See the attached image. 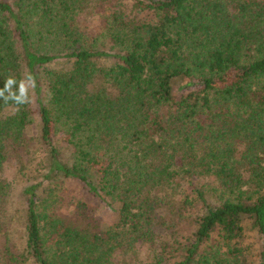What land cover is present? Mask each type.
<instances>
[{
    "label": "trees",
    "instance_id": "16d2710c",
    "mask_svg": "<svg viewBox=\"0 0 264 264\" xmlns=\"http://www.w3.org/2000/svg\"><path fill=\"white\" fill-rule=\"evenodd\" d=\"M9 79L37 110L0 97V264H264V0H0Z\"/></svg>",
    "mask_w": 264,
    "mask_h": 264
},
{
    "label": "rangeland",
    "instance_id": "374dc122",
    "mask_svg": "<svg viewBox=\"0 0 264 264\" xmlns=\"http://www.w3.org/2000/svg\"><path fill=\"white\" fill-rule=\"evenodd\" d=\"M115 1L120 2L121 0H115ZM125 6L126 5H124V7ZM77 21H78V26L80 28L83 26L87 28L88 37L99 36L98 38L100 39L103 38L104 22L98 14H89V12L86 10L85 12H81L79 14ZM28 88L29 90H31L30 87ZM29 92H30L29 96L31 100V107L33 110L36 111L37 104L35 101L34 93L33 91H29ZM32 160L36 161L37 159L34 156L32 157ZM30 170L31 168L27 169V172H26V175H28V177L29 175L34 173L33 171H30ZM4 176L10 185V188H9L10 191L8 192L9 195L7 196L6 202H5L6 211L7 213H9L8 215H10L9 218L11 220V222L9 221L10 225H9L8 230L12 238H14V242L16 244H20L23 239V235L25 233V221L23 219L24 205H23V199L21 196V192H22V188L24 187V181L27 178L23 176L21 173H19V171H17L15 167H12V166H8L5 169ZM61 195L64 196L65 200H71L75 198H79V199L81 198V200H85V199H82V192L78 191L74 184H69L68 186H66L65 191L61 192ZM58 204H57L56 212H60V211L64 213L68 212V207L66 205H68L69 203H66L65 201L64 203H62V205H58ZM95 215L101 221L105 220L107 222H111L110 214L107 210H104V209L103 210L99 209L97 211L95 210ZM183 224L185 223L183 222ZM150 248H153L151 244L150 245L145 244L144 246L142 245V247L140 246V244H137L135 247V250L138 252L137 253L138 259L135 260L133 264H154V263H151V261L148 258V254L151 252Z\"/></svg>",
    "mask_w": 264,
    "mask_h": 264
},
{
    "label": "clouds",
    "instance_id": "9594fccd",
    "mask_svg": "<svg viewBox=\"0 0 264 264\" xmlns=\"http://www.w3.org/2000/svg\"><path fill=\"white\" fill-rule=\"evenodd\" d=\"M15 80L9 79L6 81L4 89H0V97H3L5 101L11 99L14 100L17 104H24L30 102V98L28 95V87L25 85L24 81L20 82L19 92L18 94L12 92V86L15 84ZM8 92L9 95L5 96V92Z\"/></svg>",
    "mask_w": 264,
    "mask_h": 264
}]
</instances>
